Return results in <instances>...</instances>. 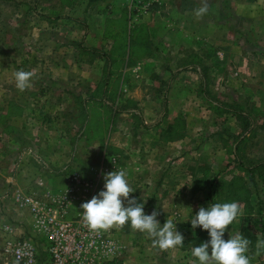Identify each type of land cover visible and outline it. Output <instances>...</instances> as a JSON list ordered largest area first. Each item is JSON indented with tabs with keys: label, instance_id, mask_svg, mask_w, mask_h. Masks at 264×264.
<instances>
[{
	"label": "crops",
	"instance_id": "1",
	"mask_svg": "<svg viewBox=\"0 0 264 264\" xmlns=\"http://www.w3.org/2000/svg\"><path fill=\"white\" fill-rule=\"evenodd\" d=\"M2 1L0 0V2ZM38 1L41 2V7L46 9L40 10L36 8L34 11L36 15L41 14L47 22L32 26L29 29L30 38L35 44H38L36 41L39 42L38 39L41 38L38 35L41 30H47L48 33L50 30L54 29L56 31L57 28H60L64 32V20L68 18L69 14H72L74 9L72 7L73 0ZM92 1L94 3L93 8L97 6L100 11L111 12V14H108L111 17L118 16L120 18L123 11H126L127 16H129L128 10L125 7H119V4L116 3L117 0ZM223 3L226 6L222 8L221 15L219 14L216 18L217 23H220L218 27L208 30V28L203 29L200 27V23L192 24L191 20L187 23L188 27L184 34L192 37V35L203 33L202 35L206 36L204 41H198L202 46L195 49L199 51L205 49L202 54L189 50L186 55H192V57L198 59V62L191 64L183 61L180 66L172 69L166 78H162L157 71L153 74L154 84L159 82L160 85V87L155 89L157 94L150 92L152 94L150 97H154V94H156L158 103L157 106L154 104L153 112L157 111L161 116L156 123H151L150 125L147 123L143 114L149 113V111L143 108L147 103L143 105V97L141 95L135 93L128 96V93H123L120 89L113 88L119 81V74H116L117 71L114 68L115 72L108 76L107 74L111 72L109 69V72L103 75V79L102 77L97 79V74H94L97 90H91L89 97H93V95L97 97L99 102L97 103V109H91L85 105L80 107V112L89 115L97 113V128L96 126L91 128L97 129V139L94 138L91 142V146H94L95 150L97 146V163H91L85 156L81 157L79 155V159L74 153L70 155V152L66 150V147L69 148L70 144L69 142H64L63 139H61L58 149L55 143L46 138L47 135L42 137L43 133L41 132V130L51 129L53 125L58 129L57 126H60V124L47 121L50 117L46 115L56 111L59 113V110L65 111L63 109L64 102L71 95L77 98L85 97L87 91L84 87L86 75L82 69L78 68L85 65L81 63L84 62L83 58L81 60H78L80 57L77 58V69L73 68L74 72L72 74L65 76L64 73L60 72L63 67L68 68L71 64L69 56H64L65 53L73 51V48H78L82 39H75L77 42L67 39L64 42H57L52 36H50V39L47 37V48L51 52L52 58L45 61L59 71L55 74L43 76L31 72L32 76L29 79V84L23 90L16 86L15 73L8 74V72L4 73L5 71L2 70L0 83H3L2 86L8 87L10 85V87L0 90V115L7 114L11 116L15 125H9L8 123L3 125L2 120H0V131H4L9 143L15 146H24V148L17 149L14 157L0 153V205H7L6 208L10 212L11 207L14 208L12 205H19L22 198L28 195H36L45 203L51 202L56 199V196L67 185L71 171L76 169L92 177L96 172L90 169L91 167L96 165L97 168L100 165L106 166L114 159L115 163L126 171L128 182L132 189L135 190V192L130 193V196H136L137 199L143 196L142 199H146L145 212L150 213L155 208L159 213L157 219L163 224L165 219H169L172 213L170 210L174 207L178 206L183 211L187 210L184 204L176 205L177 197L180 194H187V196L193 197L198 194L200 189L205 188V183L208 186V181L214 179L215 173L219 172L218 169H213L218 162V150L223 149L226 151V153L223 152L221 158L230 161V164L227 163L228 166H226L227 168L229 167L228 173H234L230 176L233 177L237 172L241 174L237 165L243 164L247 166L250 160L258 157L254 152L250 154V150L247 148L254 140L257 130L256 122L262 119L260 116L262 114L255 116V111L250 108L253 103H248V107H243L242 101L239 100L241 97L240 93L243 91L250 92L249 99L253 101L258 99L257 95L261 96L260 90L262 88L259 87V90L255 85L254 90L249 89V83L256 82L259 86L264 82V45L256 36L257 30L253 22L249 21L246 24L239 22L237 24L239 26L237 27L238 29L233 28L236 29L237 35H239L238 45H242V48L239 51V55L232 57V50H236V47L231 43H228V47H226L223 31L227 26L232 27L231 22L225 20L227 19L226 17L231 19L233 16H230V0H223ZM55 4H59V6H55ZM227 5H229V8H227ZM189 18L191 19L192 16L190 15ZM129 29V26H126V28L122 27L123 36L111 39V42L119 44L123 49L125 47L127 57L129 52L132 51L129 50L130 44L131 46L135 45V50L141 47V44L134 39V35L130 43ZM65 31L68 33V30L65 29ZM146 32L151 35L147 27ZM259 32L264 34L261 30ZM179 33L181 34L182 31H179ZM150 38L151 36H147L145 46L142 45L144 46L143 50L147 49V54L149 55L151 47L154 49L151 41H148ZM181 47L180 44L178 51L182 50ZM230 48L233 49L230 50ZM218 49L223 50L224 53V57H220V59L214 55V50ZM209 54H212L213 58ZM36 64H38L37 61ZM92 65L100 68V71L102 69V74H104L103 68L105 65L102 63L101 66L100 60L99 63ZM242 65H245L246 68V73H241L242 78L236 79L234 76H229L225 73L226 66L230 69L231 67ZM106 67H108V64H106ZM0 68H2V65ZM165 68L171 69V67ZM214 68H217L216 71L221 73L210 80L209 77L212 74H216ZM94 69L96 70V68ZM178 70H181V73L176 72ZM141 75L146 76L143 73ZM147 80L148 78H146ZM120 81L123 82L122 84L125 83L122 90L126 92V82L122 81V78ZM215 81L219 85H224L222 87L223 92L220 91L221 89L218 90L219 93L214 90ZM203 82L204 84H202ZM164 83L167 86L169 84V87L170 83H172L168 92L167 86L161 89V84ZM229 83L231 90L227 94L228 89H230ZM210 84L212 91L208 94L206 90L209 89ZM39 85L41 87H37ZM73 86L77 88H75L76 91L74 92L72 91L74 89H71ZM232 91L233 94L230 93ZM105 98L112 99L111 102L114 103L108 107L101 105L104 101H108ZM197 101L205 103V112H212L219 116L214 118L215 123L212 126L197 125L195 120L189 122L185 118V115L187 113L190 115L194 109L193 107L197 106ZM216 105L222 110H217ZM263 108L264 105L263 107L261 105L262 112H264ZM201 112L203 113L202 110ZM169 114H176L178 117L168 120ZM238 115H242V119ZM89 119L91 118L89 117ZM22 121H25V123ZM216 121H218L217 124ZM18 122L20 123L18 124ZM65 126L68 129L69 126L67 124ZM90 127L89 125L88 128ZM25 128L30 130V132L33 131L30 137L24 132L22 134ZM41 138H45L51 144L47 141L41 143ZM198 145L208 148L205 154L200 155V157H196V154L199 153L197 151ZM209 148H211V151H209ZM175 155L178 156L179 163L172 165L169 157ZM12 158L15 159L14 161L17 165L14 171L10 170L9 172V169L6 170L4 166L6 163L8 166ZM261 160L262 158L259 157L258 161ZM198 161L200 163L202 161L207 162L208 166L204 172H198ZM9 168H13V163L9 165ZM202 177H205V180L201 181L200 186L188 189L189 184H191L190 186L197 184L198 179ZM162 201L167 202L162 204ZM15 208L20 210L17 206ZM23 212H26L27 219L23 217L16 221L15 225L18 231H15V235L16 232L17 235L25 233V228L27 227L31 231L29 225L30 216L26 208H23L20 212L18 211V213L15 211V214L22 216ZM15 214L14 216H16ZM174 220L177 222V230L184 236L183 245L163 250L154 245L150 248L153 237H149L146 233H142L132 227H130V230L123 231L119 225L121 231L119 230L116 233H118L119 237H123L122 245L124 246L120 250V256L114 261L118 262L117 264L122 262L144 264L143 260L147 261L150 256L161 259L162 257H168L169 254L171 255L172 251H175L179 257H183L186 251V254L191 253L190 239L193 235L188 227L190 225L188 219L183 221L181 217L180 220H177V218ZM5 222L1 224V229L6 227L9 230V227L14 226L10 222L11 225ZM8 235L9 232L2 229L0 244ZM132 257L136 258L137 262L132 261Z\"/></svg>",
	"mask_w": 264,
	"mask_h": 264
},
{
	"label": "rangeland",
	"instance_id": "2",
	"mask_svg": "<svg viewBox=\"0 0 264 264\" xmlns=\"http://www.w3.org/2000/svg\"><path fill=\"white\" fill-rule=\"evenodd\" d=\"M73 1L72 7L74 9L72 14H69L68 18L64 20L65 26H63L66 30H68V33L65 29L64 32H62L60 28H57L56 31L54 29L50 30L48 33L47 30H41L38 34L41 38L38 39L39 42L36 41L38 44H35L34 41L31 40L29 29L32 26L47 22L41 14L36 15V12L34 11L36 8H39L40 10L46 9L41 7V2L38 0H5V2L3 0V3L0 2V66L2 65L0 73L2 70L5 71L4 73L8 72V74L16 73L18 70H24L36 73V75L39 76L55 74L59 70L50 66V64H47L45 61L52 58L50 54L51 52L47 48V37L50 39V36H52V38H54L57 42H64L66 39L77 42L75 39H82L78 48H73V51L71 50L65 53L64 56H69L68 58L70 59L71 64L68 68L63 67L60 72L64 73L65 76L72 74L74 72L73 68L77 69V58L80 57L78 60L83 58L84 62L81 63L85 65L82 67L79 66L78 68H80V70L82 69L86 75L84 81V87L87 89L85 97L83 98L80 95L81 98H77L76 96L71 95L69 99L64 102L63 109H65L66 112L64 110H59V113L56 111L50 115H46L50 117L47 121L57 122L60 124V126H57L58 129H56V126L53 125L51 129L45 131L41 130V132L43 133L42 137L47 135L46 138H49L50 141L55 143L57 148L60 147L59 144L61 143V139H63L64 142H69L70 144L69 148L66 147V150L70 152V155L71 153H74L78 158L79 155L81 157L85 156L89 161H91V163H97V146L96 150L94 149V146H91V142L94 138L97 139V129H91L94 126L97 128V113L95 112L92 113V115H89L87 113L80 112V107L85 105L91 109H97V103H99L97 101V97H94V95L93 97H89V92L97 90V85L95 84L96 81H94V74H97V79L98 77H102L103 79V75L107 74L109 69L111 72L107 74L108 76L116 70V74H119V81L113 88L120 89L123 93H128V96L135 93L141 95L143 97V105L147 103V105L143 108L149 111V113L143 114L147 123H149V125L151 123H156L161 116L157 111L153 112V106L154 104L156 106L158 105L156 101L157 92L155 89L160 87V85L159 82H157L158 85L156 83L154 84L153 74L157 71L162 78H166L172 69L180 66L183 61L191 64L197 63V58L192 57V55H186L189 50L202 54L205 49L200 51L195 49L202 46L198 41H204L206 36L202 35L203 33H198L199 35H192V38L190 35L184 34L188 27L187 23L191 20L192 24L200 23V27L203 29L208 28V30L213 27H218L220 23H217L216 18L219 14L221 15L222 8L226 5H224L225 3H223V0H129V2L128 0H117L116 3L119 4V7H125V9L129 12L126 26L135 28L137 25L141 24L146 26L147 29L149 28L151 35L148 33V36H151V38L148 41H151L152 46H154V49L151 47V53L149 55L147 54L148 50L146 49L147 51H144V47L142 45L136 50L135 45H132V51L127 57L125 47L123 49L119 44L117 45L115 42H111V39L114 37L121 38L123 36L121 29L122 27L126 28V26H123L121 23V17H111L108 15L111 14V12L107 13L106 11H100V8L97 6L93 8L94 3L92 0ZM205 2L207 10L205 13L197 15L196 10L203 6ZM230 4V8L229 5H227V8L231 11L230 16L237 17H231V19L226 17L227 19L225 21L231 22L230 24L232 27L227 26L223 33L224 44L226 47H228V43H231L236 47V50H232V57L234 55H239V51L242 48V45H238L239 35H237L238 33L236 31V29H238L237 27H239L237 25L239 22L244 24L249 21L253 22L257 30L256 36L264 45V34L259 32L260 30L264 32V0H230ZM55 6H59V4H55ZM190 15L192 16L191 19L189 18ZM179 31H182V35ZM180 44L182 46V50L178 51V46ZM231 49L233 48H230V50ZM209 55L213 58L212 54ZM214 55L219 59L220 57H224L223 50H214ZM99 60L101 66L102 63L105 65L103 68L104 74H102V69L100 71V68L92 65L94 63H99ZM36 61L38 64H36ZM106 64H108L109 68L106 67ZM165 67H171V69ZM94 68H96V70ZM113 68L115 70H113ZM181 70L176 72L181 73ZM216 70L217 68H214L216 74H212V76L209 77L210 80L216 78V75L221 73ZM243 72L246 73L245 65L231 67L230 69L226 66L225 68V73L229 76H234L236 79H239V77L242 78L241 73ZM142 73L143 75L146 74V76H142ZM121 78L122 81H125L127 84L126 92L122 90L125 83L122 84L123 82L120 81ZM146 78H148L147 81ZM249 84V89L252 90H254L255 85L258 89L259 87L262 88L261 90L259 89L261 96L257 95L258 99L253 101L249 99L250 92L243 91L240 93L241 97L239 100L242 101L243 107H248V103H253L252 106L250 105L251 110L255 111V116L262 114L260 115L262 119L258 120L259 122H256L257 130L254 140H252V143L247 148L252 151H249L250 154H253L254 152L258 155V157L255 158L256 160H250V162L247 163L246 168H252L253 171L255 167H258V165L261 167L258 171H254V173L252 172L253 178H250L251 175H249L248 171H239L241 172L240 175L244 180V185L249 190V195L246 199L236 201L242 210V215L235 219L226 228L224 238L227 239L229 235L231 236L235 233H240L247 237L250 243L246 254L250 258V264H264V248L257 247V241L264 240V112L261 111V105L262 107L264 105V82L259 86L256 82H251ZM2 85L3 83H0V90H4L5 88L8 89L10 87V85H8V87ZM220 85L215 81L213 88L217 93H219L218 90L220 89V91H224L222 89L224 85ZM166 86V83L161 84V89H164ZM171 86L172 83H170V87L168 84L167 92L170 90ZM229 86L230 89H228L227 94L231 90L230 83ZM37 87L41 86L39 85ZM75 88L76 87L74 86L71 87V89H74L72 90L73 92L76 91L77 88ZM206 91L210 94L212 91L211 84L209 85V89ZM150 92L156 93L154 94V97H150L152 95ZM230 93L233 94V91ZM105 100L108 101H104V103L101 104L105 107L111 106L114 103L111 102L112 99L110 98H105ZM193 108L192 113H190V115L187 113L185 118L188 119L189 122L195 120L197 125L212 126L213 123H215L214 118L219 117L212 112H205V103L203 102L197 101V106ZM40 116L42 117V115ZM176 116L178 117L176 114H169L167 119L170 120L172 118H176ZM89 117L91 119H89ZM0 120H2L3 125L6 123L9 125H15L13 118L7 114L0 115ZM22 122L25 123V121ZM19 123L20 122H18V124ZM217 123L218 121H216V124ZM65 124L69 126V130L66 128ZM89 125L91 126L90 128H88ZM61 128L63 129L61 130ZM10 131H12V129H10ZM23 132L30 137L33 131L30 132V130L25 128V130L22 131V134ZM44 141L49 142L45 138H41V143ZM49 143L51 144V142ZM22 148H24V146H15L9 143L4 131H0V153L4 155L8 154L14 157L17 153V149ZM197 149L199 153L196 154V157L204 155L205 151L208 150V148H203L202 145H198ZM209 151H211V148H209ZM223 152L226 153L223 149L218 150V162L213 168L215 170H219V172H216L218 177L216 178L217 175L215 173L214 179H212V181H208V186L205 183V188L200 189L198 194L193 197L187 196V194H180V196L177 197L176 205L184 204L187 210L183 211V209L178 206L174 207L170 210L172 213L169 218H177V220H180L182 217L183 221H186V219L189 221V219L192 218V214L194 215L200 206L206 207L209 202H223L224 199L222 194L225 188L222 184L231 180L232 177L230 175L234 174L232 172L228 173L229 167L227 168L226 166H228L227 163L230 164V161L221 158ZM177 157L178 156L176 155L169 157L170 161H172V165L179 163V159ZM259 157L262 158L260 162H258ZM14 160L15 159L12 158L11 161L9 160L10 163H8V166L7 163L4 166L6 170L9 169V172L10 170L14 171V169H16L17 164ZM11 163H13V168H9ZM207 166V162L202 161L200 163V161H198V172H204ZM237 174L238 172L235 175ZM196 183L197 184H193L192 186L189 184L188 189L201 185V181ZM165 202L167 201H162L161 203L166 204ZM6 206L7 205H0V210L2 209L0 212V234L2 235V229H4V231L9 232L8 236H16V221L23 217L27 219V215L26 212H23L22 216L16 215L15 211L16 213H18V211L20 212V210H16V205H12L14 208L10 206V212H8L9 209L6 208ZM189 207L190 209H188ZM3 208H5V210H3ZM14 214L16 216H14ZM4 221H6L5 223H8L9 225L12 223L14 226L9 227V230L6 227L1 229V224ZM19 227L21 228V226ZM188 227L192 231V235H196L198 233L200 234V232L203 231L199 226H197L194 231L191 225ZM25 229L26 231L23 234L29 235L31 232L28 230L29 227ZM208 238L207 234V239ZM152 247L153 244L150 243V248ZM186 253L187 251L183 257H179L175 251H172L171 255L169 254L168 257L157 259L156 257L150 256L147 258V261L143 260V262L144 264H198V261L191 255L190 252L188 254ZM131 260L137 262V259L134 257H132ZM1 262L2 261L0 259V263Z\"/></svg>",
	"mask_w": 264,
	"mask_h": 264
},
{
	"label": "built area",
	"instance_id": "3",
	"mask_svg": "<svg viewBox=\"0 0 264 264\" xmlns=\"http://www.w3.org/2000/svg\"><path fill=\"white\" fill-rule=\"evenodd\" d=\"M120 168L113 159L106 166L91 167L96 172L92 177L74 169L67 185L48 203L36 195L23 197L16 206L28 211L31 232L2 241L1 264H117L113 261L120 256L124 240L116 232L130 230V224L93 230L80 205L102 189V173Z\"/></svg>",
	"mask_w": 264,
	"mask_h": 264
},
{
	"label": "clouds",
	"instance_id": "4",
	"mask_svg": "<svg viewBox=\"0 0 264 264\" xmlns=\"http://www.w3.org/2000/svg\"><path fill=\"white\" fill-rule=\"evenodd\" d=\"M206 10L205 2L196 10L197 15ZM31 76V72L18 70L15 73L17 88H26ZM102 176V189L80 205L83 219L91 229H106L128 222L133 229L153 237L152 244L162 250L183 245L184 236L177 230L174 219H165L161 224L155 208L150 213L145 212L146 199H142L143 196L139 199L130 196L135 190L130 186L123 168L102 173ZM241 215L242 210L236 201L209 202L206 207L200 206L192 214V219L188 222L193 231L199 226L207 231L209 237L191 249V255L198 264H250V258L246 254L249 239L240 233L224 238L226 228ZM257 247L264 248V240L257 241Z\"/></svg>",
	"mask_w": 264,
	"mask_h": 264
},
{
	"label": "trees",
	"instance_id": "5",
	"mask_svg": "<svg viewBox=\"0 0 264 264\" xmlns=\"http://www.w3.org/2000/svg\"><path fill=\"white\" fill-rule=\"evenodd\" d=\"M126 13H127L126 11H123V14L121 17V23L123 24V26H126V23L128 21V16ZM145 27L146 26L141 25V24L137 25L135 28L130 27V29H129L130 30V39H131L130 43L132 42L133 35H134L135 36L134 39L137 40V42L139 44L145 46L146 38L148 36ZM130 46H131V44H130ZM130 46H129V50L131 51ZM202 84H204V82ZM216 108H217V110H222V108L220 109V107H218V105H216ZM238 116L242 119V115H238ZM258 162H260V161H258ZM260 165H262V164H260ZM237 167L240 170L248 171L251 175L250 178H253L252 172L254 173V171H258V169L261 166L258 165V167H255L253 171H252V168H246V166H244L243 164H238ZM204 178L205 177H202V178L198 179V181H204L205 180ZM243 181L244 180H243L242 176L240 174L239 175L237 174V175H234L231 180H229L228 182H224L222 184V186H224V188H225L224 192L222 194L223 195L222 197L224 199L223 202L239 201L242 199H246L248 197L249 190L244 185ZM206 239H207V231L206 230H203L202 232H200V234L198 233L196 235H193L190 239L191 240L190 241L191 248L194 245L199 244L201 241H205ZM113 263H118V262L113 261Z\"/></svg>",
	"mask_w": 264,
	"mask_h": 264
}]
</instances>
